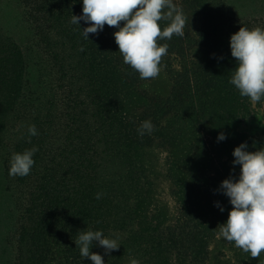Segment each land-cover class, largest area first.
Listing matches in <instances>:
<instances>
[{
    "label": "rangeland",
    "instance_id": "1",
    "mask_svg": "<svg viewBox=\"0 0 264 264\" xmlns=\"http://www.w3.org/2000/svg\"><path fill=\"white\" fill-rule=\"evenodd\" d=\"M173 2L182 8L186 17L185 35H173L170 40L158 41L161 45H167V53L162 56L159 65V75L141 80L139 73L125 64L119 53L113 35L117 30L115 27L105 24L103 31L89 34L86 39L82 35V29L88 25L81 21V29L70 23L73 14H82V0H0V45L14 40L26 52L35 73L33 82L26 83L25 89L21 88L15 94V103L10 109L11 118L6 124L5 140L11 143L21 139L32 119L38 117V107L44 106L41 111L44 116L45 103L53 101L56 103V113L53 108L51 117L44 119L38 127L37 136L41 137L39 144L44 152L49 139L57 145L61 144L66 135L62 129L64 119L61 116L64 112L61 108L63 95L72 93L71 89L79 91L81 97L77 98V107L85 113L87 111L88 101L83 89L86 90L88 80L78 61L79 52L83 51L94 58L99 67L113 66L129 84L136 79L138 89L147 88L146 99L133 103L131 112L120 111L119 116L121 120L123 116L129 119V123L136 129L144 120H151L154 125L151 134L146 133L140 137L144 145L138 146L136 137H132L131 142L127 140L135 149L133 156L128 149L123 148L119 135L116 146L121 153L106 151L101 157L104 159L99 164L100 182L108 185L112 181L116 183L120 179L117 170L122 168L127 174L129 186H132L128 192L122 193L119 183L116 185L115 192L111 193L112 200L118 201L121 212L119 214L114 209L112 213H108L109 224L96 229L103 231L106 236L115 233L121 244V250H113L114 254H108L104 258L105 262L113 264L115 258L117 261L114 264H130L132 259L138 260L139 264H264V253L252 258L250 253L236 247L234 242L225 240L220 234L218 226L226 222L232 208L229 198L220 189V184L230 175L238 176L240 166L233 165V151L238 145L230 137L218 141V134L224 130L219 131L214 123L211 107L213 100H210L212 96L205 88L213 68L224 70L229 67L226 56H229L230 42L228 38L224 42L222 35H219L217 22L210 11L211 5L224 2L227 8L235 12L239 22L250 21L264 28V0ZM51 11L60 18L61 25L64 23L62 26L70 31L72 40L67 36L66 44L63 43L60 23L51 15ZM123 23L122 21L121 24ZM159 23L163 30L168 22ZM54 48H65L69 55L67 57L71 65L62 81L54 73L56 66L51 58ZM210 55L213 57L209 58ZM218 57L223 59V66L218 63ZM214 59L216 66L209 69L206 63H213ZM207 72H210L209 77ZM121 87L122 90L125 89L121 91L124 97L128 88L123 85ZM160 91L168 98L172 96L173 100L158 116L151 112L153 107L156 111V99L159 98ZM47 93L51 96H46ZM199 98L202 99L198 101ZM241 98L248 103L249 110L236 111L237 130L248 134L249 150L255 151L264 147V100L253 102L240 95V100ZM194 102L196 105H193ZM112 103L117 104L116 101ZM181 114L194 115L192 130L183 132ZM159 123L160 127L168 130L181 125L175 142L158 130L156 126ZM116 133L115 128L113 134ZM46 135L49 139L44 144ZM190 138L193 139L189 143ZM187 144L191 146L189 153L195 155L198 163L203 164L197 171H192L189 164L194 162L193 159L188 163L179 161L174 166V161L184 159L181 151ZM122 151H127L132 156L133 167L127 163ZM176 151L181 152L180 156H176ZM1 158L0 156V264H18L25 257L19 239V218L22 217L23 207L20 206L19 190L10 181L7 161L5 163L7 155ZM180 165L186 166L182 168V172L179 171ZM144 166L145 169L141 171L140 167ZM184 179H187V183L183 189L179 183ZM140 201L144 202L143 207L138 206ZM221 207L225 209L223 212L220 211ZM127 210L128 214H125ZM136 210L137 214L134 213ZM101 249L104 248L94 244L92 251L102 255ZM54 252L51 264L68 263L73 258L65 254V248L60 243L56 245ZM158 255L162 259H157ZM109 257L111 258L108 259ZM76 260L83 264L85 258L79 254Z\"/></svg>",
    "mask_w": 264,
    "mask_h": 264
},
{
    "label": "trees",
    "instance_id": "2",
    "mask_svg": "<svg viewBox=\"0 0 264 264\" xmlns=\"http://www.w3.org/2000/svg\"><path fill=\"white\" fill-rule=\"evenodd\" d=\"M210 9L217 22L219 35H222L224 42H226V38L230 42V36L242 26L262 28L260 24L250 21L239 22L235 12L227 8L224 2L211 5ZM51 15L60 23L63 43L66 44L67 36L71 41L70 31L62 26L64 23L61 25V20L56 17L55 12L51 11ZM214 28L217 31V28ZM72 36H75V34H72ZM228 51L229 56H226V59L229 67L226 69L213 68V66H216L215 59L213 63H206L209 69L213 68V70L212 76L205 84V88L212 96L210 100H213L211 107L214 123L219 131H226V133L223 131L226 136L230 137L234 141L233 143L239 145L248 141V134L237 130L236 111H248L249 107L245 100L242 98L240 100L239 91L229 83L236 66L235 58L231 55L230 43ZM79 53L78 61L86 73L85 78L88 80L86 90L83 89L85 98L88 101L86 105L87 114L77 107L79 106L77 98L81 97L79 91L71 89L72 93L63 95L61 108L64 112L61 113V116L64 119L62 129L66 135L59 145L56 142H52L48 138L49 136L46 135L44 144L49 140L48 147L44 152L43 149L41 150V144H39L41 143V137L37 135L30 136L27 131L24 132L22 138L18 141L7 143L5 140L6 124L11 118L9 117L12 114L10 109L15 103L13 101L15 94L21 88L25 89L26 83L30 84L33 82L35 73L26 52L14 40L3 42L0 45V156L3 159V156L6 157L7 155L5 163L7 161L8 172L10 158L14 152H22L25 149H31L33 146L38 147V151L33 157L35 164L29 175L23 177L9 175L11 183L13 182V185L19 190L20 206L23 207L22 217L19 218V239L24 249L25 257L18 264H51L58 243L64 246L65 254L68 257H73L68 263L62 262L61 264H80L76 260L79 257L80 250L74 242L79 232L96 230L106 226L109 224L107 215L112 213L114 209L120 214L122 208L118 201L114 202L112 200L111 194L115 192L118 183L122 193L132 189V186H129L130 182L126 176L127 174L125 175L122 168L117 170V175L120 176V179L116 183L112 181L108 185V183L100 182L98 171L101 167L99 164L101 159H104L101 158L104 152L116 151L121 153L119 147L116 146L117 141L120 139L119 135L121 136V145L123 148L128 149L132 156L135 149L131 147L127 140L131 142L133 141L132 137H136L138 146L144 145V142L140 139L142 136L138 134L137 129L123 115L121 120L119 113L120 111L131 112L133 103L144 101L148 96L147 88L138 89L136 79H133L132 84H129L115 67H99L94 58L83 51ZM66 54L67 50L65 48H56L51 54L56 66L54 73H56L60 81L64 80L66 72L69 70V65H71L67 57L69 55ZM211 57L213 55L209 56V58ZM217 59L218 63L223 66V59L220 57ZM206 74L208 77L210 76V72ZM122 85L128 88L124 97L121 95V91L125 90H122ZM46 96L49 97L51 95L47 93ZM158 97L156 99L158 104L156 111H154L155 108L153 107L151 112L155 115H158L173 100L172 96L168 98L162 91L159 92ZM201 99L199 98L198 101ZM111 101H116L117 104L115 105ZM45 104L46 111L44 116H42L41 112L44 106L41 105V107H38L40 108L38 109V117L32 119L30 123V125L35 124L37 129L44 119L51 117L53 108L55 109L54 113H56L55 102L50 101ZM193 105H196V102ZM146 113L149 114L148 111ZM180 117L183 132L192 130L195 121L194 115L184 116L181 114ZM156 127L168 139L175 142L181 125L170 130L160 127V123ZM115 128L117 133L113 134ZM145 137L148 138L147 136ZM192 139H189V143ZM184 150L181 151L184 154V159L174 161V166L179 161L188 163L191 159L194 160L193 163H189L192 171H197V168L203 166L195 159V155L189 153L191 151L189 144L185 145ZM124 152L123 157L133 167L131 164L134 163L132 156L127 151ZM136 152L139 154V150ZM181 152L176 151V156H180ZM183 167L186 166H181L180 172H182ZM103 169L105 170V167ZM144 169L145 166L140 167L141 171ZM186 183L187 179H184L181 184L179 183V186L184 189L183 186ZM142 187L140 186V188ZM97 193H102V198L97 199ZM143 203V201H140L138 206L143 207ZM128 211L124 213L128 214ZM137 211L134 213L137 214ZM119 249L121 250V248ZM100 252L104 258L109 256L105 254L104 249H101ZM111 254H114V251ZM157 259L160 260L162 258L158 255ZM113 260L114 263L117 261L115 258ZM83 264H91V262L85 259ZM105 264L107 263L105 262Z\"/></svg>",
    "mask_w": 264,
    "mask_h": 264
},
{
    "label": "clouds",
    "instance_id": "3",
    "mask_svg": "<svg viewBox=\"0 0 264 264\" xmlns=\"http://www.w3.org/2000/svg\"><path fill=\"white\" fill-rule=\"evenodd\" d=\"M82 4V14H73L70 23L81 28V21L85 22L88 26L81 29L86 39L89 34L103 31L105 24L115 27L117 30L113 35L119 53L124 63L139 73L141 80L159 75L167 45L158 41L185 35L186 17L173 0H82ZM161 21L168 22L163 30ZM230 48L236 66L229 83L242 97L253 102L264 100V28L240 27L230 36ZM153 130L151 120L142 121L137 128L140 136L151 134ZM27 132L30 136L38 135L35 124L29 125ZM226 138L224 132L217 137L218 141ZM37 151L38 147L33 146L14 152L9 175H29ZM233 156V165L240 166L238 176L230 175L220 184L232 208L226 222L218 227L225 240L234 242L236 247L256 258L264 253V147L251 151L245 141L234 148ZM96 198H102V193H97ZM224 210L220 208L221 212ZM118 240L115 233L106 236L101 230H86L80 231L74 242L80 255L91 264H105L103 255L92 251L94 244L103 247L105 254H110L120 247ZM130 264H139V261L132 259Z\"/></svg>",
    "mask_w": 264,
    "mask_h": 264
}]
</instances>
